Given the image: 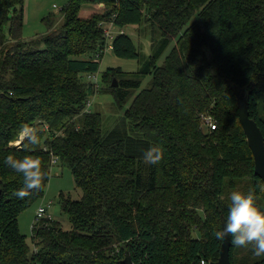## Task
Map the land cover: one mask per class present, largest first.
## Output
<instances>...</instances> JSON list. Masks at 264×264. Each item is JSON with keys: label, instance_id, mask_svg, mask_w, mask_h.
<instances>
[{"label": "trees", "instance_id": "16d2710c", "mask_svg": "<svg viewBox=\"0 0 264 264\" xmlns=\"http://www.w3.org/2000/svg\"><path fill=\"white\" fill-rule=\"evenodd\" d=\"M82 1L69 0L59 25L45 17L47 33L24 40V0H0V264H123L125 253L133 264L217 261L222 241L213 233L230 194L256 188L264 210L236 98L249 93V117L264 137V0H92L108 11L81 18ZM109 22L117 31L148 26L157 36L137 73L102 74L117 110L151 76L123 116L139 138L122 126L105 134L101 115L84 111L97 91L85 78L99 70L101 23ZM111 53L140 59L124 32ZM23 126L36 130L37 144L11 145ZM152 146L163 150L156 165L142 158ZM9 155L39 159L47 174L23 199L14 194L23 175L4 163ZM52 158L70 170L82 197L61 195L70 230L47 217L32 225L31 251L18 217L42 198ZM229 259L264 264L251 245L231 244Z\"/></svg>", "mask_w": 264, "mask_h": 264}, {"label": "rangeland", "instance_id": "374dc122", "mask_svg": "<svg viewBox=\"0 0 264 264\" xmlns=\"http://www.w3.org/2000/svg\"><path fill=\"white\" fill-rule=\"evenodd\" d=\"M69 0H24V22H23V39L31 40L36 37L45 35L47 33L46 22L43 18L50 17L55 23L62 19V9L68 3ZM108 11V7L103 4L94 3L92 0L82 1V8L79 12V17L86 18L91 14H99ZM59 25V23H57ZM120 31V30H119ZM114 27L112 35H116L117 32ZM137 47L140 53L139 60H129L114 57L111 53V49H106L109 44L106 41V46L102 58L99 61V70L94 75L96 78L97 91L93 95L89 96L90 102L89 112L98 113L102 117V131L108 133L116 126H122L127 133L134 137L140 136L134 133L130 129V125L123 119L124 112L129 108L134 97L138 95L142 90L149 87L151 76L147 75L141 79V86L139 89L132 92V95L124 103L122 110H117L113 96L104 90L107 87L106 82L102 78V74L108 68H119L122 73L131 76L132 73H137L141 67V63L147 59L151 54V42L155 40L157 36L152 33V29L147 27L128 26L122 30ZM174 46V42L170 43L166 50L163 52L157 65L161 66L165 57L169 54L170 50ZM86 83H92L91 79L85 78ZM21 141V139L19 140ZM50 180L45 188L44 194L41 199L37 200L30 207L25 209L18 217V226L20 232L26 237V241L33 250V244L31 240V226L34 221L35 213L39 207H43L46 210L45 218L59 222L63 230H70L68 216L61 211L60 199L61 195L64 198L71 200H79L82 197V192L74 182L73 176L69 169L62 167L59 162L53 164L50 169ZM243 252L238 253L239 257L243 256Z\"/></svg>", "mask_w": 264, "mask_h": 264}, {"label": "clouds", "instance_id": "9594fccd", "mask_svg": "<svg viewBox=\"0 0 264 264\" xmlns=\"http://www.w3.org/2000/svg\"><path fill=\"white\" fill-rule=\"evenodd\" d=\"M21 138L28 143H38L36 130L30 126H23ZM163 150L160 146H152L143 153V160L151 165H156L162 158ZM4 163L17 173L23 175V187L14 194L23 199L29 196L30 191L38 189L41 182L47 179V174L41 168L39 159L25 156L15 158L9 155ZM259 191H264V186H259ZM230 204L223 228L214 231L213 235L218 241L228 240L237 247L251 245L253 254L257 257L264 256V210L257 204V189L247 192L234 191L230 194Z\"/></svg>", "mask_w": 264, "mask_h": 264}, {"label": "water", "instance_id": "95a60500", "mask_svg": "<svg viewBox=\"0 0 264 264\" xmlns=\"http://www.w3.org/2000/svg\"><path fill=\"white\" fill-rule=\"evenodd\" d=\"M111 86L117 87L116 80ZM236 98L239 123L253 157L254 175L262 181L264 186V137L257 124L249 117V93L239 91ZM223 222L224 218L221 217V229ZM230 247L231 243L228 240L222 241L218 260L210 264H230ZM123 264H133L129 253H125Z\"/></svg>", "mask_w": 264, "mask_h": 264}, {"label": "built area", "instance_id": "2783aa9c", "mask_svg": "<svg viewBox=\"0 0 264 264\" xmlns=\"http://www.w3.org/2000/svg\"><path fill=\"white\" fill-rule=\"evenodd\" d=\"M105 25V27L103 28V30H104V36H105V39H106V41L108 42V41H110V42H108L109 44L106 46V49H111V41L113 40V37H114V35H112V30H113V28H114V25H113V23L112 22H109V23H107V24H105V23H101V26H104ZM119 33L120 34H122L123 33V31H119ZM89 79H91L92 81H94L93 82V85L95 86V88H97V85H96V78H94V75L93 76H90L89 77ZM90 107V102H89V100L86 102V105H85V112H88V108ZM206 124H207V126H209V128L211 129V130H214V128H215V124L211 121V120H206ZM44 130H47V127L45 126L44 127ZM21 139V141L23 140L22 138H21V135L19 136V139L17 140V141H15V142H13V143H11V145H14V146H18L20 143H21V141H19ZM55 163H57V160L55 159V158H52V160H51V164L53 165V164H55ZM45 214H46V210L43 208V207H39L38 209H37V211H36V213H35V217H34V221H33V224H35V223H37L38 221H40L41 219H43V218H45ZM32 224V225H33ZM32 227V226H31ZM200 264H206L204 261H201L200 262Z\"/></svg>", "mask_w": 264, "mask_h": 264}, {"label": "crops", "instance_id": "0c3cea01", "mask_svg": "<svg viewBox=\"0 0 264 264\" xmlns=\"http://www.w3.org/2000/svg\"><path fill=\"white\" fill-rule=\"evenodd\" d=\"M59 22H60V20L59 21H56L55 24L57 25V23H59Z\"/></svg>", "mask_w": 264, "mask_h": 264}]
</instances>
